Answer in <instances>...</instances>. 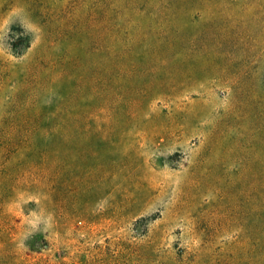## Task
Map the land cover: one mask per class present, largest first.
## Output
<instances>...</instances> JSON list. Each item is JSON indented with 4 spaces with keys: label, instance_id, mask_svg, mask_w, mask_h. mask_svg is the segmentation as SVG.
I'll use <instances>...</instances> for the list:
<instances>
[{
    "label": "rangeland",
    "instance_id": "374dc122",
    "mask_svg": "<svg viewBox=\"0 0 264 264\" xmlns=\"http://www.w3.org/2000/svg\"><path fill=\"white\" fill-rule=\"evenodd\" d=\"M262 22L0 0V264H264Z\"/></svg>",
    "mask_w": 264,
    "mask_h": 264
},
{
    "label": "trees",
    "instance_id": "16d2710c",
    "mask_svg": "<svg viewBox=\"0 0 264 264\" xmlns=\"http://www.w3.org/2000/svg\"><path fill=\"white\" fill-rule=\"evenodd\" d=\"M247 1H256V2H258L259 4H263L264 5V0H247ZM263 23V22H262ZM163 25V24H162ZM263 25H264V23H263ZM28 40V39H27Z\"/></svg>",
    "mask_w": 264,
    "mask_h": 264
}]
</instances>
